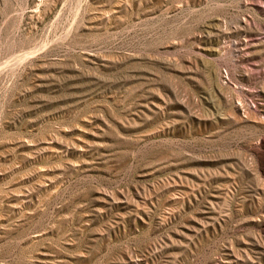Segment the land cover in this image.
Listing matches in <instances>:
<instances>
[{
	"label": "rangeland",
	"instance_id": "374dc122",
	"mask_svg": "<svg viewBox=\"0 0 264 264\" xmlns=\"http://www.w3.org/2000/svg\"><path fill=\"white\" fill-rule=\"evenodd\" d=\"M0 264H264V0H0Z\"/></svg>",
	"mask_w": 264,
	"mask_h": 264
}]
</instances>
